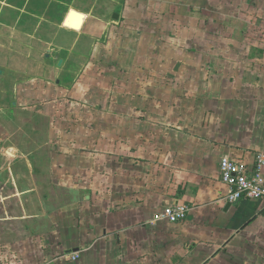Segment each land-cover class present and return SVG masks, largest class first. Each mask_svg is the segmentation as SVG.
Instances as JSON below:
<instances>
[{
  "label": "crops",
  "instance_id": "0c3cea01",
  "mask_svg": "<svg viewBox=\"0 0 264 264\" xmlns=\"http://www.w3.org/2000/svg\"><path fill=\"white\" fill-rule=\"evenodd\" d=\"M58 24L57 83L21 98L49 149L21 196L50 199L0 264H264V200L220 177L264 153V0H93ZM176 203L184 221L155 219Z\"/></svg>",
  "mask_w": 264,
  "mask_h": 264
},
{
  "label": "rangeland",
  "instance_id": "374dc122",
  "mask_svg": "<svg viewBox=\"0 0 264 264\" xmlns=\"http://www.w3.org/2000/svg\"><path fill=\"white\" fill-rule=\"evenodd\" d=\"M91 2L0 0V130L3 135L0 139V242L24 234V205L41 208L50 199L41 195L21 196L23 188L37 189L41 184H48L49 167V149L43 144L47 118L38 110L40 103L32 105L37 107L31 110L25 105L21 99L24 88L31 89V84L32 89L39 88L41 81L57 83L60 63L65 58L54 51L57 25L70 8H86ZM7 131L12 132L9 135ZM23 155L26 159L12 164L14 158ZM23 172L31 176H28L30 181L12 179L11 174L17 178ZM32 174L39 181L34 182Z\"/></svg>",
  "mask_w": 264,
  "mask_h": 264
},
{
  "label": "built area",
  "instance_id": "2783aa9c",
  "mask_svg": "<svg viewBox=\"0 0 264 264\" xmlns=\"http://www.w3.org/2000/svg\"><path fill=\"white\" fill-rule=\"evenodd\" d=\"M264 153L256 155L253 166L240 160L225 155L220 161V177L228 186L225 199L230 203H236L242 199L264 200ZM189 213L186 204L176 203L166 206L158 213L155 219L168 220L172 223L184 221ZM75 253L73 258H78Z\"/></svg>",
  "mask_w": 264,
  "mask_h": 264
},
{
  "label": "water",
  "instance_id": "95a60500",
  "mask_svg": "<svg viewBox=\"0 0 264 264\" xmlns=\"http://www.w3.org/2000/svg\"><path fill=\"white\" fill-rule=\"evenodd\" d=\"M75 12H77L79 15H82L81 13H79L78 11H76V10H74ZM83 16V15H82ZM67 21H68V19H67ZM67 21H66V23H67Z\"/></svg>",
  "mask_w": 264,
  "mask_h": 264
}]
</instances>
